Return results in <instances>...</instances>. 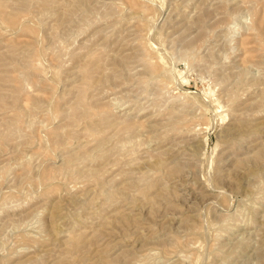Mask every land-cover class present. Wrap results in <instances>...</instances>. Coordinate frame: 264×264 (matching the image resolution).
Listing matches in <instances>:
<instances>
[{
    "label": "rangeland",
    "instance_id": "rangeland-1",
    "mask_svg": "<svg viewBox=\"0 0 264 264\" xmlns=\"http://www.w3.org/2000/svg\"><path fill=\"white\" fill-rule=\"evenodd\" d=\"M0 264H264V0H0Z\"/></svg>",
    "mask_w": 264,
    "mask_h": 264
}]
</instances>
